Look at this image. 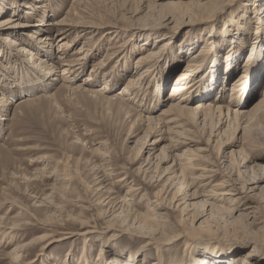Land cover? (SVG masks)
Returning <instances> with one entry per match:
<instances>
[{
  "label": "rangeland",
  "instance_id": "obj_1",
  "mask_svg": "<svg viewBox=\"0 0 264 264\" xmlns=\"http://www.w3.org/2000/svg\"><path fill=\"white\" fill-rule=\"evenodd\" d=\"M253 1L0 0V101L3 96L11 101L7 112L0 110V264H108L125 262L141 249L136 264H157L160 258L164 264H198L194 258L200 252L210 262L214 250L207 236L195 237L202 248L194 257L186 250L192 221L204 219L209 202L224 209L216 211L218 223L210 222L220 228L217 238L225 239L216 246H223L231 262L237 246L236 264L257 263L261 236L243 230L244 221L232 224L228 213L251 211L217 194L228 178L264 193V171L253 169L264 166V80L258 81L264 71V18L257 20ZM43 3L45 8H37ZM258 5L264 7V0ZM230 18L250 31L230 26ZM63 20L72 25L65 26L73 30L71 49L57 51L54 37L53 49L41 52L53 50L55 72L39 82L25 68L32 58L23 51L24 41L43 38L52 23ZM223 28L229 30L224 38ZM207 39L217 48L198 78L206 86L213 82L215 62L219 77L205 102L192 97L187 106L242 107L248 110L243 118L210 114L203 120L168 112L169 88ZM82 46L85 52L75 56ZM29 48L35 61L50 59ZM150 53L152 63L137 69L138 60ZM229 55L233 64L226 68ZM20 78L27 84H19ZM194 201L197 206L183 209ZM257 211L264 220V208ZM121 214L131 228L122 225ZM145 218L160 228H133ZM219 218L229 220L228 230Z\"/></svg>",
  "mask_w": 264,
  "mask_h": 264
},
{
  "label": "bare ground",
  "instance_id": "obj_2",
  "mask_svg": "<svg viewBox=\"0 0 264 264\" xmlns=\"http://www.w3.org/2000/svg\"><path fill=\"white\" fill-rule=\"evenodd\" d=\"M37 1H41V0H37ZM260 1H262V0H255V1H253V6H254V9L253 10H256L255 12L257 13V20L261 21V23H262V21H263L262 19L264 18V7H261L260 6L261 8H259L258 3H260ZM12 5L14 7H17V4L15 2H13ZM46 6H47L46 3H43L41 5H38L37 8L43 9ZM2 11H3V9H2V7H0V12H2ZM25 14L26 15H30L31 13L29 11H26ZM244 15H245V13H244ZM236 18H239V17H236ZM6 22L8 24V22H14V20H12V21H4L3 23H6ZM64 22H65V20H63L61 22L56 21V22H54L52 24L49 23V25L51 24V25H53L55 27L53 29H50L51 32L48 35L44 36L41 39L38 38V37H36L35 35H33L32 36L33 40H31V42L24 41V43L27 46H26V48L23 51L25 52V55L26 56L27 55H30L31 58H32V62H30V61L25 62L26 65H27V66H25V68H26V70L31 71L35 75H38L37 76L38 77L37 81H39V82L46 81V79L48 77H50L52 74H54V72H55L54 67L55 66L52 64V60L53 59H56V55L54 54L53 50L51 52L48 51V53H46V51L45 52L44 51L41 52V51L44 50L45 48H47V49L48 48L53 49V47H54V43H53L54 42V37H59V39H58V42H59V45H58L59 46V50H57V51L63 52V51L67 50L68 48H70L72 46L71 45V42H68V38L71 37L72 32H73L72 27L71 28H65V26H68L69 27V26H72V25H68L67 23H64ZM227 23L230 26H232V27L237 26V28H243V32H246V31L248 32V30L250 31V28L249 27H245V26L239 24L238 22H235V20L233 18H230V20ZM227 23L226 22L224 23V27L226 26ZM42 25H43V23H41L40 26H42ZM248 25H250V22L248 23ZM212 31H213V28H212ZM228 31H229L228 28H223L222 31H221V37L222 38L226 37V34L228 33ZM209 38L210 39H213L214 37H212V35H209ZM13 40L10 38L9 39V42L10 43H13L14 46L15 45H19V43L17 41H15V40L13 41ZM202 41L204 42V45L199 48L200 49V54H198L196 58L194 57V58H192L188 62L187 66L185 68V71L182 72L181 74H179L176 77L175 85H173V86H171L169 88V92H168V95H167V99H168V101L170 103V107L168 108V112L171 113L173 111H178V112L183 113V114L184 113H187L188 116L190 115L189 117L193 116L196 119L198 117H204L203 120L204 119L206 120L208 117H210V114H218L219 118L222 117V116H224V118L226 117L227 119H230L231 117H234L235 120L240 119V118H243L245 115L248 114V110H246V108H242L241 107L240 109L239 108L233 109L231 107V105L224 106V105L220 104V105L217 106V105H213V104H211L209 102L206 103V104L205 103H200L201 101L205 102V100L208 99L207 96H211V95H208L210 93L206 94L205 92H209L210 90L211 91L213 90L212 87H211V84L212 83H215V81L219 77V75L217 76V72H215L216 67L218 66L217 63L215 62L211 66V68H213V70L210 71L211 72L210 73V76L212 77L211 79H213V82H211L210 84H208V86H206V85H204V83L201 82V78L200 79L198 78L199 75H200V71L204 67V64L213 55V53H214L213 48L216 47L215 46V43L216 42L214 40L213 41L211 40V42H209V39L202 40ZM261 41H263V40H261ZM240 43H242V42H240ZM19 46L21 47V45H19ZM31 46H34L35 49L37 48L36 49L37 52L45 53V55L48 54L47 55L48 56L47 58H50V59H46V56H45V58H36V61H35L34 55H36V54L32 50H30L29 47H31ZM82 47H83L82 48V51H78L77 53L75 52L73 54H75V56H76L77 54L84 53L86 47L85 46H82ZM242 51H244V50H241L240 52L242 53ZM255 52H256V49H255V47L253 45L252 50H251V52H250L249 55H251L253 57V56L256 55ZM262 52H264V49L261 50L260 54ZM152 56H153V54L150 53L148 56L142 57L140 60H138L137 65H136V68L139 69V70H141L142 68H144V66L152 63ZM226 58H227V64L226 65H228V66H226V68H228L229 65L232 66V64H233L231 62L233 57H232V55H229ZM82 60H85V58L83 57ZM247 62L250 63L249 58H248ZM50 66H51V68H50ZM65 66L72 67V65H65ZM152 67H153V65H152ZM149 71L147 70V72H149ZM259 77L260 78L258 79V81L261 80L262 78L263 79L261 81L264 80V71L261 74V76H259ZM7 80L8 81L6 82V77H5V80L4 81L8 85V83H10V80L9 79H7ZM21 81L22 82H18V83L19 84H22V85H24V83H26L25 82V79H21ZM133 85H134V83H133ZM234 86H235V84H234ZM250 87H251L250 86V83L245 86L246 93H247V91H248V89ZM245 88H244V90H245ZM198 89H202L204 92L201 93V91H198V93H195V91L198 90ZM103 90L105 91V88ZM188 90L189 91L191 90V92H190L191 93V96L190 97L186 96L183 99H179V100L173 99V101H170L177 94L178 95H181V96L187 95L186 94V91H188ZM104 91H103V93H104ZM92 92L97 93L99 95L100 94L103 95L102 94V91L101 92H99V91H92ZM252 92H253V90H252ZM192 97L197 98V100H199L200 102H199V104L195 105V107H188L187 104H190ZM28 102L29 103L31 102L30 98L29 99H26V100H22L21 103H28ZM260 102L262 104H264V92H263V100H261ZM0 103H1L0 104V110H1V112H7L8 105L11 104V101L6 100V98L3 96L1 98ZM212 116L214 117V115H212ZM147 119L149 121H154L155 118L154 117H148ZM211 120H212V118H211ZM208 123H212V122H208ZM157 142H159V141H156V143ZM231 161L234 162V155H233V158H232ZM232 167H233V165H232ZM253 169H259V170L262 169L264 171V166H262V165L260 166V165H257L256 164V165L253 166ZM261 180L264 181V177H262ZM220 187H221V189H219V192L217 193L218 194V198H219V196H221L222 198H226L228 200H231L232 202L238 203L239 206L240 207H244L245 210L251 211L249 214H251L252 216L249 217V214H247V213L244 214L243 212H239L238 210L236 211V213H235L234 209H232V210L229 209L228 210L229 212L225 210L226 212H228L230 214V217L229 218H230V221L232 222V224L233 223H239V222H243L244 221L245 223H247V225H246L247 228L246 227H243L245 225L244 224L243 226H241V227L245 228L243 230L251 229V231H252L253 234H256L257 236H259V235L261 236L262 242L264 244V225H263V227H261V225L264 223V220H262L263 218L260 220V218L257 216V214H258V211L257 210H258L259 206H262L264 208V193L262 195H260L261 192L259 193V195L257 193V191L259 190V186H255V187L248 188V187H246V185H243V183L240 182V180H238L237 178H228V180L227 181L225 180V182L222 183L220 185ZM254 198H259V199L255 201ZM198 203L199 202H195L194 201V202H192L190 204H186V205H184L183 209L190 210L189 208L197 206ZM216 211H217V213L220 212V211H224L223 206H219V204H215L213 202L206 203V207H205V210H204L205 213H203V215H202V218H204V219L202 221H200L201 219L199 221H196V218H197V216H196L193 219V221L191 220L192 221V225L191 226L194 229V232H193V235H192L193 238L190 239L187 242V244H186V250H188L189 253L191 254V256L194 257V255L196 254V251H198L197 248L199 246L198 243H197L198 240L195 237H197V236H207V237H204L205 238L204 240L205 241L210 240L211 243H210V246H208V247H209V250L210 249L211 250L212 249L214 250V253H213L214 258L213 259L210 258V262H206L207 261V258L204 256V254L202 252H200V253L198 252L199 254H202L198 258L197 257H196V259L194 258V260H197V263L198 264H204L203 262H206V264H217L218 261H220V260L221 261H224V260L227 261L228 260V261H230L228 264H231V263H235L236 264L238 262V260H236V252L238 253V256H239V252H241L240 250H237V246L235 248V254L233 253V256L231 255V258L234 259V260H232V262H231V260L229 258L230 255H226L224 249H222L223 246L221 248H218V246H216V245H222V243H220V242H223V241L225 242V239H224L225 237H223L224 240H220L222 237H218L217 238V236L215 235V234H218L219 233L220 228L218 226L216 228H215V226L212 227V225L210 224V222H212V220H215L216 223H218L217 216H219V215L216 213ZM115 217H118V215L115 216ZM120 217L121 218H124V219L121 220L122 225L123 226H128L127 228H131V226H130L131 224H127L126 223L129 220H126L125 217L122 214L120 215ZM219 219H221L222 222H223V227L222 228L225 229V230H228L227 228H229L228 226L230 225L229 224V220L227 219L228 220L227 221L226 218L225 219L223 218L226 221H224L222 218H219ZM138 224H139V227H133V228H135V229L136 228L137 229L140 228V229H143V230L144 229L145 230L146 229H149V230L157 229L158 230L160 228V227L155 228V226L152 225L150 222H148V220H146V218H145V220H143V223L140 222ZM132 226H134V225H132ZM248 226H250V227L253 226L254 228H252V227L249 228ZM162 227L163 228H166L167 226L164 225ZM12 228L14 229L15 227H12ZM13 229H10V230H13ZM164 230L165 229H163V231ZM141 232H143V231H141ZM227 232H224V233H227ZM206 245H209V244H206ZM214 245H215V247H213ZM230 247H231L230 250L233 251V245H231ZM200 248H202V247H200ZM203 248H205V247H203ZM159 250H161V249H159ZM243 250H244V247H243ZM141 252H143L142 249L138 251V253H141ZM255 253H256V255H255ZM255 253H253L255 255V256L254 255L253 256H254L255 260H257L256 261L257 262L256 264H264V249L263 250L256 251ZM137 254H135V255L130 254L129 259H127V261H125V262H120L119 260H116L115 261V259H114L112 261L109 260L108 261V264H136V263H138V261H137L138 255ZM174 257H177V256H174ZM201 258H202V260H200ZM144 259H146V262L150 261L149 260L150 258L147 256V254L145 255ZM203 259H205V260H203ZM170 263L171 264H182L181 262L180 263L170 262ZM157 264H164V262L160 258V261ZM219 264H220V262H219ZM242 264H248V263L245 262V261H242Z\"/></svg>",
  "mask_w": 264,
  "mask_h": 264
}]
</instances>
